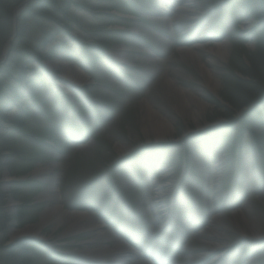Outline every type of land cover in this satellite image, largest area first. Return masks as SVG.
Instances as JSON below:
<instances>
[{"label": "rangeland", "instance_id": "1", "mask_svg": "<svg viewBox=\"0 0 264 264\" xmlns=\"http://www.w3.org/2000/svg\"><path fill=\"white\" fill-rule=\"evenodd\" d=\"M184 1L79 0L83 8L72 10L79 27L69 35L100 49L90 48L92 53L83 55L79 63L62 55L47 61L79 67L84 70V82L69 91L59 80L49 83L44 73L46 88L34 92L35 96L25 90L20 107L0 112V227H5L0 231V264H71L75 254L98 239L96 234L66 238L68 223L56 230L45 229L40 237L44 243L12 239L14 231L39 223L45 209L57 204L56 197L66 211L94 214L105 231L127 244L131 245L132 237L141 246L151 240L157 246L178 243L187 255L176 257L177 264H264L262 122L255 128L259 144L247 135L240 150L233 149L235 138L197 142L206 133L233 123L210 101L220 102L226 86L239 88L237 79L248 81L242 79L241 69L255 74V68L264 77V49H257L256 36L264 10L251 17L250 11L240 8L242 0H187L188 7H183ZM168 3L172 12L163 18L160 11ZM20 4L11 10L13 26ZM27 8L18 16L16 35ZM169 19L171 26L165 21ZM25 29L22 41L31 45L46 31L59 32L54 23L34 27V20H28ZM56 41L75 46L66 34L58 35ZM194 42L205 43L200 57L215 70L217 94L204 87L198 63L177 54L178 46ZM218 42H227L228 55L213 64L208 51ZM155 53L160 57L149 58ZM47 61L34 65L37 73L49 66ZM22 63L29 68L26 61ZM56 67L50 73L61 76L64 71ZM167 77L205 103L197 119L192 116L193 105L186 108L184 117L178 114L182 98ZM73 78L77 80L75 74ZM248 89L240 88V95L231 103H221L222 107L234 112L233 105L247 100V94L255 90ZM145 101L172 124L169 134L157 138L150 126L144 130ZM2 105L6 107L5 102ZM246 111H237L234 120H241ZM215 163L222 164L216 168ZM41 167L52 171L38 176L35 172ZM5 175L10 176L8 180ZM158 186L165 195L160 200L153 197ZM47 194V199L41 197ZM206 200L216 210L210 211ZM214 217L221 223H213ZM213 227L217 229L213 235L222 240L216 254L209 251L212 243L203 239ZM246 228L249 233L259 232V238L245 235ZM207 230L210 233L204 235ZM206 254L210 258L204 260ZM138 255L140 259L126 264L148 263L147 253Z\"/></svg>", "mask_w": 264, "mask_h": 264}, {"label": "trees", "instance_id": "2", "mask_svg": "<svg viewBox=\"0 0 264 264\" xmlns=\"http://www.w3.org/2000/svg\"><path fill=\"white\" fill-rule=\"evenodd\" d=\"M22 1L24 0H0V52L12 36L13 16L11 10ZM78 1L39 0L30 3L28 8L22 13L19 18L18 34L12 43L11 49V52L19 57L18 59L15 58L16 56H13L14 58L10 57L0 65V81L3 83V85L0 83V112L4 110L12 112L20 107L24 97L22 92L25 90H28L30 93L32 92L33 96H35L34 92L40 91L47 86L46 80L36 72L37 67L34 66L36 63L40 64L41 61L53 59L58 55H62L64 58L73 61L79 59L77 56H89V53H92L89 50L90 48L100 49L98 45H87L85 42L83 44V40H79V38L77 40L69 35L73 29L79 27L76 17L72 16V10L75 7L83 8ZM241 5L240 8L250 11L251 17L255 16L259 9L264 10V0H242ZM112 9L117 8L113 7ZM28 20H34V27L40 26L42 28L46 27L49 23H54L55 28H58L59 32L56 35H50L52 32L46 31L35 45H31L29 42H23L22 39L26 32L25 28ZM256 31L257 49H264V21H262ZM61 34L69 36L70 41L75 46L67 47L66 43L57 42L58 40L56 41V38ZM43 51H46V53L43 54ZM22 61H26L29 68H25ZM254 71L255 74H252L253 72L241 69L242 79L248 81L243 82L241 79H237L235 84H238L239 88H227L226 86L225 91L220 95V102L215 99L210 101L211 105L223 111L227 117L233 120V123L225 125L224 129L217 132L206 133L202 137L197 138V142L213 141L216 139L229 141L231 138H235L233 146L240 148L243 143L241 140H246L245 137L250 135L259 144L260 137L257 136L255 128L256 124L261 122L264 127V77L257 75L259 73L257 69L254 68ZM243 83H246L245 86ZM248 86L255 90L251 94H247V100L239 105H233L234 112H230L229 109L222 107L221 103H231V98L237 93L240 95V88H242V91L247 92L249 90ZM257 94H261L260 97ZM256 96L258 98H255ZM3 102H5L6 107H2ZM243 109L247 110L243 113V118L239 121L236 118L234 120L233 114L235 115L237 111ZM2 203V196H0V207ZM4 228V226H1L0 231Z\"/></svg>", "mask_w": 264, "mask_h": 264}, {"label": "bare ground", "instance_id": "3", "mask_svg": "<svg viewBox=\"0 0 264 264\" xmlns=\"http://www.w3.org/2000/svg\"><path fill=\"white\" fill-rule=\"evenodd\" d=\"M183 7H188L187 0H185L182 4ZM164 8L160 11V16L163 18H167L170 16V11L172 12V6L170 3L164 4ZM169 26L172 24V20H165ZM193 23V21H191ZM162 40V38H161ZM227 42H218L215 44V47L208 51V55L210 58V62L220 63L224 59H226L228 55V46ZM202 48H205V43L196 42L193 45L182 46L178 48V54L184 60H192L198 63L199 71L202 75L203 85L207 91L217 94V90L219 87V80L217 79L215 70L210 68L206 63H204L200 57V52ZM149 54V53H148ZM152 60L156 59V56H150ZM56 65L62 68L63 74L61 75L63 81L61 82L65 88L68 90H73L75 88L76 83H83L84 78V71L77 66L71 67L66 62H56V64H51L50 67L57 68ZM58 69V68H57ZM76 75L77 80L74 81L73 75ZM167 83L172 85V88L177 90L182 98L181 106L177 108V112L180 116L184 117L187 113L186 108L193 105L195 110L192 113V116L197 119L201 112L206 109L205 103L201 102L198 97L192 92L187 90H182L178 88L174 79L167 77ZM144 114L143 120L144 130L146 131V127L150 126V128L154 131L157 138L163 137L170 133L172 129V124L166 119V117L160 113L154 105L150 101H145L143 106ZM124 151V150H122ZM51 167L47 168H38L35 174L38 176H44L45 173L51 172ZM10 176L5 175V178L8 180ZM43 199L48 198V194L41 196ZM60 197H56L57 204L54 206H49L45 209V211L41 214L40 222L37 224L29 225L25 229L16 230L12 233V239L18 238H40L45 229L49 227H53L55 230L59 227L66 226L67 229L64 232V236L66 238L80 236L83 234H96L98 237L97 240L92 241V245L88 247H84L82 252H78L75 254V257L79 262L82 264H126L127 261L134 260L136 258L140 259L139 257L142 255H138L143 253V250L139 248V246H133L127 244V242L122 238L118 237L114 233L110 231H105L104 223L99 222L94 214L82 211H66L64 205L58 200ZM216 224L221 223L219 217H214V222ZM212 229V234L209 236L206 235L210 233L209 230L204 232V240L208 241L212 248H210L213 254H216L220 251V244L222 243L221 238L213 233L217 232V229L214 227ZM248 228L245 229V235H251L252 238H259L260 234L256 230H252L249 233ZM249 235V236H250ZM138 250V251H137ZM138 252V253H137ZM207 253V251H206ZM206 257L204 260L210 258L205 255ZM217 256V255H216ZM202 260V261H204ZM200 261V263H202ZM217 262V261H216ZM147 264H152L148 261ZM246 264V262L244 263ZM251 264V263H250Z\"/></svg>", "mask_w": 264, "mask_h": 264}, {"label": "water", "instance_id": "4", "mask_svg": "<svg viewBox=\"0 0 264 264\" xmlns=\"http://www.w3.org/2000/svg\"><path fill=\"white\" fill-rule=\"evenodd\" d=\"M34 1H36V0H25L24 2H22L18 6L17 10L15 11V13H14V29H13V34L10 37V39L7 41L6 46L4 47L3 53H2V55L0 57V60H2V59L5 60L7 58V56H8V54H9V52H10L12 42H13V40L15 38V35H16L17 20H18V16H19L21 10L23 8L27 7L30 3L34 2ZM45 70L47 71L48 75L51 76V78H52V75L50 74V68L48 66H45ZM56 79L59 80L60 82L63 81L62 76H56ZM26 240L27 241H31L32 243H34V242H41L40 239H38V238H32V237H29Z\"/></svg>", "mask_w": 264, "mask_h": 264}]
</instances>
